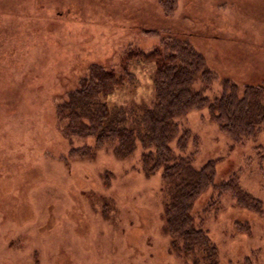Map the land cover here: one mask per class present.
<instances>
[{
    "label": "rangeland",
    "instance_id": "rangeland-1",
    "mask_svg": "<svg viewBox=\"0 0 264 264\" xmlns=\"http://www.w3.org/2000/svg\"><path fill=\"white\" fill-rule=\"evenodd\" d=\"M170 38L203 56L207 96L226 79L264 85V0H0V264H206L203 248L173 242L169 190L160 169L143 170L142 147L121 158L68 138L56 114L92 64L120 73L126 50ZM154 69L134 61L112 107L150 105ZM176 120L187 142L181 152L172 141L174 152L195 167L216 160L215 182L230 178L261 202L256 212L214 187L196 199L217 264H264V130L233 144L205 107ZM85 145L90 154H69Z\"/></svg>",
    "mask_w": 264,
    "mask_h": 264
},
{
    "label": "trees",
    "instance_id": "trees-1",
    "mask_svg": "<svg viewBox=\"0 0 264 264\" xmlns=\"http://www.w3.org/2000/svg\"><path fill=\"white\" fill-rule=\"evenodd\" d=\"M136 60L152 63L155 68L151 104L133 106L134 112L112 107L108 98L126 80L131 82L129 66ZM118 65L120 73L113 67L92 64L78 87L67 93L56 107L62 132L68 138L92 137L97 147L112 145L114 154L121 158L140 145L144 150L143 170L151 174L160 169L168 187L166 229L175 237L173 242H179L184 252L203 248L206 264H217L216 247L206 231L196 224L192 213L196 199L214 187L217 195L231 190L238 203L256 212L262 211L261 202L230 178L223 183L215 182L216 160L195 167L192 154L174 152L172 141L181 152L185 151L187 142V134H180L176 119L205 107L233 144L256 140L264 130V85L240 87L226 79L218 95L207 96L205 90L209 89L214 75L191 43L177 38L163 40L148 52L126 50ZM196 83L201 85L196 87ZM90 150L91 146L85 145L81 149L72 148L69 154H90Z\"/></svg>",
    "mask_w": 264,
    "mask_h": 264
}]
</instances>
